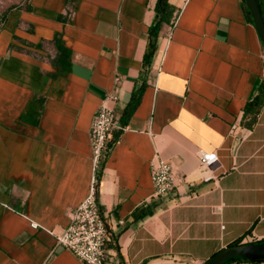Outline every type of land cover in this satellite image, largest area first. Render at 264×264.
<instances>
[{"label":"crops","instance_id":"1","mask_svg":"<svg viewBox=\"0 0 264 264\" xmlns=\"http://www.w3.org/2000/svg\"><path fill=\"white\" fill-rule=\"evenodd\" d=\"M156 3L27 0L7 17L0 264H82L55 234L88 194L90 122L114 91L124 129L110 137L98 184L106 264H203L238 240L264 241V108L243 125L264 78L253 22L240 0H168L176 18L161 24L146 69ZM198 151L217 154L215 180L202 181ZM156 152L181 180L162 197L150 180Z\"/></svg>","mask_w":264,"mask_h":264},{"label":"built area","instance_id":"2","mask_svg":"<svg viewBox=\"0 0 264 264\" xmlns=\"http://www.w3.org/2000/svg\"><path fill=\"white\" fill-rule=\"evenodd\" d=\"M118 100L116 91L107 95L92 116L88 136L93 178L89 191L79 206L69 213V224L55 234L56 245L70 252L82 264H106V246L110 241V233L100 211L96 175L110 151L111 135L124 129L115 113L114 106ZM235 130L236 126H233L230 134ZM196 157L202 181L215 180L213 168L219 165L217 154L198 151ZM150 180L155 197L166 196L181 185L171 164L160 157L158 152L150 162ZM249 243L254 242L252 238L246 237L240 244Z\"/></svg>","mask_w":264,"mask_h":264},{"label":"trees","instance_id":"3","mask_svg":"<svg viewBox=\"0 0 264 264\" xmlns=\"http://www.w3.org/2000/svg\"><path fill=\"white\" fill-rule=\"evenodd\" d=\"M240 1H241V5H242V8L244 10V13L247 19L252 23L253 21H252L249 11L246 8L245 0H240ZM258 7L264 19V0H258ZM175 11L176 9L168 3V0H157L156 6H155L154 23L152 26H150L148 30V42H147L146 51L143 57V67L144 68L146 69L150 68L152 61L154 59V56L156 53V47H157L158 31H159L161 24L170 23L171 20L174 21L176 18L174 16ZM55 43L58 45L57 40L55 41ZM263 108H264V78L262 79L258 87L257 94L255 95V97L251 101L247 102L244 107L243 125L246 127H251L256 121L257 114ZM111 143H114V141ZM102 166H103V163L96 175L97 188H98L99 179L101 176ZM137 213L134 215L135 217L137 216L143 217V216L152 214V211L151 210H147V211L140 210ZM140 214L142 215L140 216ZM238 244H240V240L236 241L232 245H238ZM225 264H256V263H252L250 262L249 259H246V258H231Z\"/></svg>","mask_w":264,"mask_h":264},{"label":"water","instance_id":"4","mask_svg":"<svg viewBox=\"0 0 264 264\" xmlns=\"http://www.w3.org/2000/svg\"><path fill=\"white\" fill-rule=\"evenodd\" d=\"M245 5L264 47V19L258 7V0H245ZM231 258H246L256 264L264 262V242L228 246L217 252L205 264H225Z\"/></svg>","mask_w":264,"mask_h":264},{"label":"rangeland","instance_id":"5","mask_svg":"<svg viewBox=\"0 0 264 264\" xmlns=\"http://www.w3.org/2000/svg\"><path fill=\"white\" fill-rule=\"evenodd\" d=\"M27 0H0V29H2L9 14L23 7Z\"/></svg>","mask_w":264,"mask_h":264}]
</instances>
